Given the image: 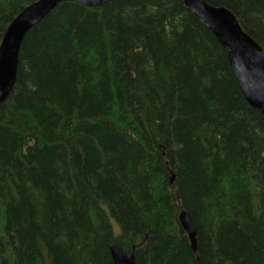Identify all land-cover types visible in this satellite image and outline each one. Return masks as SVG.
<instances>
[{"label": "trees", "instance_id": "16d2710c", "mask_svg": "<svg viewBox=\"0 0 264 264\" xmlns=\"http://www.w3.org/2000/svg\"><path fill=\"white\" fill-rule=\"evenodd\" d=\"M36 1L0 0V43ZM205 1L264 51V0ZM114 243L135 264H264V116L182 0L58 4L0 103V264H113Z\"/></svg>", "mask_w": 264, "mask_h": 264}, {"label": "water", "instance_id": "95a60500", "mask_svg": "<svg viewBox=\"0 0 264 264\" xmlns=\"http://www.w3.org/2000/svg\"><path fill=\"white\" fill-rule=\"evenodd\" d=\"M118 1L123 0H38L26 7L11 22L0 43V103L7 99L14 86L19 49L25 34L51 10L63 2H78L86 7H98ZM182 1L225 49L242 95L250 106L260 110L264 116L263 49L242 30L228 9L212 6L205 0ZM179 223L194 249L195 231L187 213L179 215ZM109 251L113 264H135L134 254H125L118 243L111 245Z\"/></svg>", "mask_w": 264, "mask_h": 264}]
</instances>
